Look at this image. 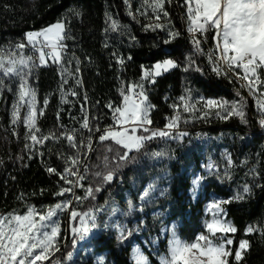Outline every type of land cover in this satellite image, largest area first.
<instances>
[{
  "label": "trees",
  "instance_id": "obj_1",
  "mask_svg": "<svg viewBox=\"0 0 264 264\" xmlns=\"http://www.w3.org/2000/svg\"><path fill=\"white\" fill-rule=\"evenodd\" d=\"M137 6L136 0H128L127 4L125 0H0L2 49L22 42L28 31L43 29L58 20L66 21L69 38L63 41L66 50L62 63L82 83L77 85L75 79L69 78L63 89L65 92L73 90L77 95L69 94L65 97L68 102L61 103L60 66L49 62L47 66L32 69L33 88L38 104L44 110V115L37 120L41 133L47 135L55 132L59 135L64 129H76L79 142L90 135L88 130L80 127L82 108L90 118H96L90 120L92 126L102 130V127L110 124L111 110L106 105L120 106L121 91L127 84L142 83L143 68L165 58L173 59L179 66L156 77L155 83L144 86L148 102L156 106V116L170 112L171 99L186 93L228 102L243 97L247 123H241L236 116L220 120L215 114L200 118L199 113H182V127L188 131L187 135L179 141L152 139L140 152L131 153L134 161L121 162L118 168L112 158L119 146L111 141L99 142L100 133H95L87 160L86 182L93 188L101 186V191L95 193V199L73 203V207L78 211H87L109 199L124 205L121 198L126 190H130L131 198L135 201L136 192L142 184L163 172L170 178L165 193L154 197L152 205L145 203L144 208L148 210L157 206L167 211V219L179 218L180 236L192 240L203 231L201 217L205 197L194 202L188 199L190 177L187 168L189 165L195 169L199 167L202 148V142L196 141L190 131L204 129L213 139L209 144L216 148L224 147L232 161L231 165H226L222 157L216 154L218 170L205 184L206 190H212L222 198H230L229 203H224L226 216L237 229L232 233L234 243L231 245L233 256L230 257V264H236L234 250L242 239L248 240L250 246L243 253L240 264H264V128L258 124L259 115L250 111L251 104L234 79L211 71L206 45L214 47L213 33L209 32L206 40L201 37L205 54H194L190 34L185 28L184 0H170L164 5L169 13L167 17L161 13L163 19L159 22L166 26L164 30H146L145 25L156 21L152 15H149L150 18L148 15H135L133 7ZM72 10L80 15H73ZM129 11L134 15H129ZM106 14L121 26L117 31L111 30ZM168 30L177 31L180 35L165 43L169 40ZM189 57L194 61L190 67ZM118 58L123 59L124 63H117ZM77 60L80 62L79 73L75 72ZM197 67L200 71H196ZM185 68L189 70L185 71ZM18 83L16 78H5V86L0 89V214H23L28 207L42 212L47 206L66 197L56 195L60 190L58 176L49 174L46 168L53 167L61 172L65 161L58 153L65 156L76 154V149H70L64 139L48 140L39 149L25 147L31 143L26 139L27 129L22 119L16 124L12 123ZM237 92L240 96H237ZM45 100L48 101L47 105L43 104ZM25 112L26 107H22L21 117ZM109 147L112 148L111 152L107 151ZM86 150L82 148L81 152ZM154 153L162 155L154 156ZM104 156L109 157V169H115L114 180L110 183H102L100 178L93 175L96 171L109 170L104 168ZM245 185L251 191L240 193L243 199L234 198V193ZM162 222L160 214L147 213L143 232H158ZM252 225L258 226L261 231L246 234V228ZM59 240L60 250L52 257L53 262L91 264L89 258L67 262L68 255L76 247L73 246L71 232ZM92 240L96 250H107V256L114 264H133L128 259L129 244L121 247L114 235L98 233ZM143 251L150 264H159L146 248L143 247ZM45 264L52 262L46 261Z\"/></svg>",
  "mask_w": 264,
  "mask_h": 264
},
{
  "label": "snow or ice",
  "instance_id": "obj_2",
  "mask_svg": "<svg viewBox=\"0 0 264 264\" xmlns=\"http://www.w3.org/2000/svg\"><path fill=\"white\" fill-rule=\"evenodd\" d=\"M170 0H143L146 7L151 9L152 18L155 23L145 25V29H165L161 24V13L167 17L169 13L165 11L164 5ZM128 0H125V4ZM186 6V31L190 34L191 43L194 48V54L204 55L202 50V39H207L209 32L213 33L214 47L207 53L208 60L212 65L211 71L216 75H228L231 73L242 81V88H246L250 96L256 99L257 111L259 114L258 124L264 128V0H184ZM72 14L79 16L80 13L72 10ZM142 15L144 13H141ZM129 15H134L129 11ZM112 31H117L121 26L108 14ZM169 43L180 35L177 31L168 30ZM69 38L66 32V21L58 20L39 31H29L25 33V42H18L10 50L0 48V89L5 86V78L18 79L16 89L17 100L13 105L12 123L21 121L27 129L26 139L30 140L31 145L26 144V148H33L35 145H43L48 140L64 139L68 142L70 149H76L75 155L65 156L63 153L58 155L64 159L65 166L60 172L53 167H47L49 174L59 176L67 187H61L56 195L64 196L71 194L72 199L57 203L50 207L47 212H37L35 208L28 207L23 214L16 212L7 215L0 214V264H45L50 261L52 264H59V261H52L55 252L60 250L59 237L61 228L54 219L58 211H67L69 213L70 232L73 236V246L77 244L78 239L86 237L98 225L96 223V214L103 211V208H91L87 211H78L73 207V203H81L84 199H95V193L101 191V186H88L81 183L86 179L80 172L82 159L88 158V153L92 151L93 135L100 133L98 141L103 143L111 141L119 146L123 151L116 152L115 161L117 168L121 162L134 161L132 152H140L145 145L155 138H168L173 136V130L179 128L182 113H199L200 118H207L214 114L221 119H228L236 116L240 118L241 123H247L244 112V98L238 101H218L216 99L199 98L193 101L189 96H180L179 103L171 105L174 114L166 117L167 123L163 129L152 128L153 121L150 119V110L154 107L148 103V96L144 90L143 83H128L126 88L121 91L122 104L114 106L106 105L112 111L113 123L103 130L99 127H93L90 118L85 111L81 109L83 116L81 129H86L90 133L87 137L77 141V130L64 129L57 135L55 132L44 135L37 126V120L44 115L42 108H37L36 91L30 86L29 77L32 69L35 67L47 66L49 61L60 66L59 74L61 78V103H67V95L75 96L77 93L73 90L64 91L63 86L67 85L69 78L75 79L77 85L81 80L77 79L75 74L65 67L62 63V56L65 50L63 41ZM31 46L32 55L25 52V49ZM130 58V57H129ZM79 60L76 61V73H79ZM117 63L123 64V59H117ZM189 67L194 63L191 57L188 58ZM179 65L171 58H165L156 62L151 70H146L142 79H148L150 83H155V78L168 72L170 69ZM188 71V68L184 69ZM239 70V71H237ZM196 71H200L197 67ZM11 90V89H10ZM237 96L240 93L237 92ZM138 97V99L136 98ZM203 103V108H198L197 103ZM45 100L44 104L47 105ZM26 107V112L21 117V108ZM59 119V115H58ZM187 133H178L175 138H182ZM87 151L81 155V149ZM108 152L112 148L107 149ZM154 156H160L162 153H154ZM109 157L104 156V168L109 169ZM228 164L232 161L229 158ZM212 168L213 165H207ZM85 172L88 171L87 165H84ZM95 177L100 178L102 183H110L114 180L115 169H109L105 172L96 171ZM75 188L84 189L83 197L75 194ZM155 191L154 184H149L140 195L139 199L145 201L152 192ZM244 193L251 189L245 185ZM243 199L242 196L235 197ZM230 201L214 200L207 205V211L211 214V219L204 222L205 231L198 233L193 241L182 239L173 225L171 228H164L163 231L169 234L167 241V251L159 256V264H230V257L233 256V239L228 237L229 233H235L237 229L232 224L222 219V203ZM134 208L133 202L129 201V209ZM113 209V215L116 214ZM128 213H125L127 215ZM143 222H141L142 224ZM123 236L125 226L115 224ZM139 230V226L137 228ZM256 231L252 226L246 229V234ZM249 241L242 239L239 247L234 250V259L236 264H240L243 259V253L249 249ZM71 255V254H69ZM132 259L135 264H149L148 257L140 250L134 247ZM98 264H104L102 257L98 258Z\"/></svg>",
  "mask_w": 264,
  "mask_h": 264
},
{
  "label": "rangeland",
  "instance_id": "obj_3",
  "mask_svg": "<svg viewBox=\"0 0 264 264\" xmlns=\"http://www.w3.org/2000/svg\"><path fill=\"white\" fill-rule=\"evenodd\" d=\"M136 2H137L138 6L133 7V13L135 15L144 13L143 15H148V18H150L149 15H152L151 9L144 5L143 0H136ZM162 19H163V17L161 15V20ZM184 22H185V28H186V25H187L186 17L184 19ZM22 42H25V40L23 39ZM5 49L10 50L11 47H8ZM25 52L27 54H29V51L27 48L25 49ZM160 61H162V60H160ZM160 61H157V62H160ZM155 63H153L149 67L143 68L142 77H143L144 72L146 70H151L152 66ZM237 71H239V70H237ZM142 77H141V80H142V83L144 86L151 84L148 81V79H142ZM29 82H30V86L33 87V83L31 81V75L29 77ZM183 95L184 96L190 95V97L192 98V100L194 102L198 101L199 98H201V97H203L205 99H216L218 101H222L220 99L212 98V97L192 96L189 93H186ZM180 96H182V95L176 96V97L171 99V101L169 102V106L171 109H173L171 107V105H173L175 103H179V97ZM36 105H37V108H42L39 106L37 98H36ZM197 107L202 109L203 103L202 102L197 103ZM214 112H215V110H213V114H214ZM181 113H183L182 110H181ZM256 113L258 114V111H256ZM219 119L220 120H226V119H221V118H219ZM210 140H213V139L208 135V137L204 141H202V148L200 149L201 160H200L199 167L195 169L192 167V165H189L187 168V174L190 177V186L188 188V199H190L191 201L194 202L198 198H204L205 197V201H204L203 207H202V217H201V227L203 228V231H205V229H204L205 220L211 219V214L207 211V205L214 200L229 201V199H230V198H222V197L216 195L212 190H206L205 189V184L209 181L211 175L215 171L218 170V165L216 162L215 155L218 154L219 156H221L226 165H229L228 159L230 158L229 153L226 151V149L224 147L216 148L215 146L209 144ZM209 164L213 165V167L208 168L207 165H209ZM169 179L170 178L167 175H164L163 172L158 174V175H154V176H152V178L149 181L144 182L142 184V186L138 189V191L136 192L135 201H133L131 198L130 190H126V191H124V194L121 198L122 201L124 202V205H121L116 200H113V199L110 200L109 199L104 204L97 207V208H101V207L103 208V211H100L96 214V223L98 226L95 229H93L83 239H78V242L76 244L74 251H72L70 253L71 255H68L67 262H71L75 259H77L79 261H85L86 259L89 258V259H91V264H98V258L102 257L104 260V264H114L112 259L107 256V250H96L94 248V246H95L94 240H92V239L98 233H107V234L114 235L121 247L125 246L126 244H129L128 259L133 264H135L134 260L132 259V253H133L134 247H139L143 253H144L143 247L146 248L159 261V256L165 254L167 251V241L169 238V234L165 233L163 231V229L164 228H171L173 225H175L176 231H177L178 235L180 236L179 231H178V225L180 223V219L179 218L167 219L168 213L166 210H160V208L157 206L156 207H150L148 210H146V208H144V205H145V203L152 205L151 200L154 197L163 195L165 193L166 188H167L168 183H169ZM149 184H154L155 191L152 192L150 194V196L148 198H146L145 201H141L139 199V197L142 194L143 190ZM243 188L244 187H242L239 191H236L234 193V195H233L234 198L237 197L238 195L240 196L241 195L240 193H242V194L244 193ZM65 200H68L67 197H64L58 203H61ZM129 201L133 202L134 208L132 210L129 209ZM221 208L223 209L222 219H224V220H226L232 224L231 219L227 218V216H226V210L224 207V203L221 204ZM113 209L117 210L115 215H113ZM43 212H47V210L45 209L41 213H43ZM125 213H128V214L125 215ZM147 213H158V214H160V220H163V222H162L158 232L153 233V234H145L143 232V230H144V218H145V215ZM4 215H7V214H4ZM54 219L58 222V224L61 228V232H63L62 235L60 233V237L61 236L65 237L66 233L70 232V229H69L70 228L69 213L67 211H58L56 216L54 217ZM141 222H143V223L141 224ZM117 223L125 226L124 232H123V236L125 237L124 239L120 238L121 232L116 227H114V225ZM138 226H139V230H137ZM232 226H233V224H232ZM252 227L256 230L261 231V229H259V227L256 225H252ZM203 231H201V232H203ZM201 232H199V233H201ZM228 237L233 239L232 233H229ZM181 238L184 239L183 237H181ZM194 239H195V237L190 241H193ZM59 243H60V240H59ZM161 243H164V245L161 246ZM229 247H231V246H229ZM238 247H239V244H238ZM149 264H150V262H149Z\"/></svg>",
  "mask_w": 264,
  "mask_h": 264
},
{
  "label": "built area",
  "instance_id": "obj_4",
  "mask_svg": "<svg viewBox=\"0 0 264 264\" xmlns=\"http://www.w3.org/2000/svg\"><path fill=\"white\" fill-rule=\"evenodd\" d=\"M41 29H36V30H31V31H39ZM29 32V31H28ZM27 33V32H26ZM25 36V34H24ZM29 49V55H32V50H31V46L28 47ZM212 49L211 47H209L208 45H206V51L208 53V51ZM65 50H66V47H65ZM64 50V51H65ZM51 62V61H49ZM229 77H231L232 79H234L237 84L241 87V84L243 83L242 81H239L237 80V78L235 76H233L231 73L228 74ZM241 89L243 90V92L245 93V96L247 98V100L249 101V103L251 104V109L250 111H252V113H256L257 111V104H256V99L252 96L249 95L248 93V90L246 88H242ZM138 99V97H136ZM149 103V102H148ZM153 105V104H151ZM154 107L150 110V119L153 121V124L151 125L152 128H160V129H163L164 128V125L167 123V120H166V117L174 114V110L172 109L170 112L168 113H165V114H159L158 116H156V106L153 105ZM110 124L111 125L113 123V120H112V111L110 112ZM182 120V118H181ZM108 125V126H109ZM107 127V126H105ZM105 127H102V130L105 128ZM261 131V130H259ZM181 132H184V133H187L188 131H186L183 127H182V122L180 121V124H179V128L178 129H175L173 130V136L172 137H168L166 139H169L171 141H179L181 138H175L177 136L178 133H181ZM193 138L196 140V141H199V142H202L204 141L207 137H208V133L204 130V129H194V130H191L190 131ZM184 137V136H183ZM182 137V138H183ZM30 143H32L30 141ZM42 145H35L33 148L35 149H39ZM87 151V150H86ZM85 151V152H86ZM84 152H81V155L83 154ZM88 156H89V153H88ZM87 159H82V164L80 165V172L81 174H84L86 176L87 172H85L84 170V165H87ZM63 171V170H62ZM61 171V172H62ZM81 183L84 185L85 188H87L89 185L87 184L86 182V179L81 181ZM57 184L58 186L61 188V187H67L68 185H65L63 181H61L59 179V176L57 178ZM74 192L76 195L78 196H81L83 197L85 195V192H84V189L82 188H75L74 189ZM65 196L67 197L68 200L72 199V195L71 194H65ZM87 199H84L82 202H86ZM75 203V202H74ZM57 204V203H56ZM56 204L52 205V206H47L45 209L48 210L50 207H54Z\"/></svg>",
  "mask_w": 264,
  "mask_h": 264
}]
</instances>
